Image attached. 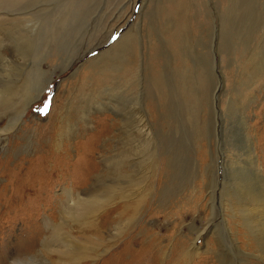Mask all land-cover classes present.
<instances>
[{
  "label": "rangeland",
  "instance_id": "obj_1",
  "mask_svg": "<svg viewBox=\"0 0 264 264\" xmlns=\"http://www.w3.org/2000/svg\"><path fill=\"white\" fill-rule=\"evenodd\" d=\"M9 84L0 264H264V0H0Z\"/></svg>",
  "mask_w": 264,
  "mask_h": 264
},
{
  "label": "bare ground",
  "instance_id": "obj_2",
  "mask_svg": "<svg viewBox=\"0 0 264 264\" xmlns=\"http://www.w3.org/2000/svg\"><path fill=\"white\" fill-rule=\"evenodd\" d=\"M67 2V1H66ZM65 2V3H66ZM75 3H76V1H75ZM66 5V4H65ZM71 8H72V6H71ZM70 12V11H69ZM74 14H76V13H74ZM86 14V13H85ZM89 14V13H88ZM87 15V14H86ZM89 16V15H88ZM67 17V16H66ZM77 17H78V15H77ZM66 19V18H65ZM84 19V18H83ZM78 21H80V19L78 20ZM171 23V22H170ZM65 24V23H64ZM72 24V23H71ZM68 25V24H67ZM57 26V25H56ZM71 26V25H70ZM68 27V26H67ZM167 27V26H166ZM168 28V27H167ZM172 30V29H171ZM125 35V34H124ZM127 35V34H126ZM125 35V36H126ZM58 36V35H57ZM127 38V37H126ZM121 39V38H120ZM123 39V38H122ZM128 40V39H127ZM120 41V40H119ZM117 42V41H116ZM114 43L113 45H111L110 46V48L109 49H111L112 51L113 50H116V49H118V46H117V43ZM130 42V41H129ZM169 43V42H168ZM119 44V43H118ZM125 44V43H124ZM116 47V48H115ZM121 47H122V49H121ZM127 46H125L124 47V45H123V43L121 44V46H120V48L119 49H121L122 51L126 48ZM115 48V49H114ZM111 50H109V53H110V51ZM107 51V50H106ZM104 52H101V54H103ZM108 52H105V54H107ZM120 53V52H119ZM101 54H97L96 56H94L93 58H91L90 60H92V62L93 63H102V64H104V65H106L108 62H111V61H113V64L115 63V59L114 60H112V59H110L109 58V56H111V55H107L108 56V58L109 59H102L100 56H101ZM126 52H125V55L124 56H126ZM102 56H104V55H102ZM122 56V55H121ZM123 56V57H124ZM116 57V56H115ZM127 57H129V56H127ZM126 57V58H127ZM123 59H125V58H123ZM119 60H121L120 58H119ZM128 60H130V59H128ZM128 60H125V63L126 64H128L129 63V61ZM114 65H116V64H114ZM124 63H123V65H122V68L124 69ZM116 70V68H115V66H114V71ZM121 69H118V71H120ZM143 70H145V69H143ZM139 75V74H138ZM50 78V77H49ZM48 78V80L47 81H44L43 83H41V81L39 80V79H36L35 80V82L34 83H32V84H29V88H27V87H25V89H24V94L26 95L25 97H23V100H22V105H21V108L19 109V111H18V117H20L22 114H23V112H24V110H25V108H27V107H29V106H31L32 105V103L34 104V102L36 101V99H40V97H41V95L40 94H42V92H44V89L46 88V86L48 85V83H49V81L51 80V79H49ZM6 87L4 88V86H0V88L1 87H3V89H0V97H1V99H0V101H2L1 103H3V105H7V106H9V105H11V103L12 102H10V97H13V94H15L16 92H17V88L16 87H14V89L13 90H11V87H9L10 86V84L9 85H5ZM35 92V93H34ZM17 104H15V106H16ZM6 106V107H7ZM5 107V108H6ZM18 107V106H17ZM142 133V132H141ZM128 140H129V138H128ZM127 140V141H128ZM131 140V139H130ZM146 140V139H145ZM129 143V142H128ZM131 144V143H130ZM134 144V143H133ZM141 145V144H140ZM139 146V145H138ZM124 147H126V145L124 146ZM132 148V150H133V147H131ZM140 149V148H139ZM251 152L253 153V148H251ZM126 153V152H125ZM142 154V153H141ZM126 155H129V154H127L126 153ZM123 157H126V156H123ZM255 160V159H254ZM124 161V160H123ZM250 163H252V162H250ZM252 165H254V163L252 164ZM128 166V165H127ZM253 167V166H252ZM115 168V167H114ZM122 170V169H121ZM255 170V169H254ZM115 171V170H114ZM119 171V170H118ZM256 171V170H255ZM121 172V171H120ZM124 172V171H123ZM117 174L118 172H114V174ZM132 175V174H131ZM117 176H120V177H123V178H129L130 177V174H127V173H125L124 172V174H122V173H119ZM121 179V181L120 180H115V181H112V183L110 184V188L109 189H107V190H110V193H109V198L111 197V201H112V197L113 198H115V196H117V198H119L121 201L123 200V202L125 203V205H128L127 204V201L130 199V198H134L135 200V205H134V207H133V210L136 212V210L140 207V204H141V202H142V199H143V197H144V192H143V190H141L142 188H141V186H140V183H141V181L140 180H138V178L137 179H133V177H132V179L133 180H125V179ZM241 179V178H240ZM242 180V179H241ZM259 180V179H258ZM261 180V179H260ZM131 182V183H130ZM261 187H264V183H263V186H261ZM108 188V187H107ZM264 189V188H263ZM112 190H113V192L115 193V195H114V193H113V196H112V194H111V192H112ZM260 190H262L261 188H260ZM65 193H67V195H70L71 194V197H72V194L74 195V196H76V198H78V200L80 199V201H94V200H96L97 198H96V196H101L100 194H98V193H96V194H90V195H88V196H86V197H84V198H81V197H78L79 195H80V193L79 192H77V193H75L74 194V191H72V189L71 188H66V190H65ZM110 194H111V196H110ZM257 195H259V192L258 191H253V192H251V191H249L248 192V201H249V203H248V206H247V208L248 209H245L244 210V212H248L249 214H251V213H253L254 214V216H255V219L256 220H258L259 222H260V225L264 228V193L263 194H261L260 196H259V198H257ZM91 197H95V198H93L92 200H89ZM237 197H238V195H237ZM71 200V199H70ZM69 200V201H70ZM101 200V199H100ZM108 200V199H107ZM97 201V200H96ZM103 201V200H102ZM72 202H74V201H72ZM77 202V201H76ZM94 203H96L95 201H94ZM98 203H101V201L100 202H98ZM71 204V203H70ZM76 204V203H75ZM75 204H72V206L73 205H75ZM80 204V203H79ZM237 204V203H236ZM76 206V205H75ZM87 206V205H86ZM94 206V205H93ZM130 207H131V205H129ZM243 206V205H242ZM69 207V206H68ZM92 207V206H91ZM240 207H241V205H240ZM246 207V206H245ZM77 208V207H76ZM79 208V207H78ZM81 208V207H80ZM79 208V209H80ZM84 208V207H83ZM82 208V209H83ZM239 209V208H238ZM81 211V210H80ZM71 212H72V210H71ZM250 218V217H249ZM249 218H248V220H249ZM252 219V218H251ZM250 219V220H251ZM82 220V219H81ZM244 220H246V219H244ZM252 222V221H251ZM249 225V227L250 228H252L253 227V224H252V226H251V224H248ZM247 225V226H248ZM254 225H256V224H254ZM256 227V226H255ZM250 228H249V230H250ZM254 228V227H253ZM263 231H264V229H262ZM252 231V230H251ZM254 236V235H253ZM79 243H80V239H79ZM258 243V242H257ZM76 244V243H75ZM78 244V243H77Z\"/></svg>",
  "mask_w": 264,
  "mask_h": 264
}]
</instances>
